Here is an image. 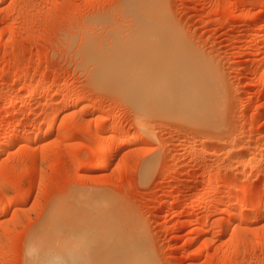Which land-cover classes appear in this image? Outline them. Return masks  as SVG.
<instances>
[{
  "label": "rangeland",
  "instance_id": "374dc122",
  "mask_svg": "<svg viewBox=\"0 0 264 264\" xmlns=\"http://www.w3.org/2000/svg\"><path fill=\"white\" fill-rule=\"evenodd\" d=\"M158 4L152 15L162 23L156 32L161 21L151 20L146 37L138 29L147 31V20L139 24L127 0L0 1V145L14 129H34L48 141L39 146L21 137L0 151V175L30 189L26 202L0 213V264H264V0ZM150 40L175 43L155 50ZM180 48L201 65L210 62L202 66L216 75L212 90L222 105L210 123L158 109L137 115L134 71L182 58ZM118 53L128 58L122 68ZM26 87L47 97L25 102ZM25 108L33 114L21 118ZM43 124L51 131L36 132ZM100 137L119 141L108 152L109 166L93 164ZM230 181L234 187L224 186ZM206 193L209 200L197 207ZM5 195L3 209L18 198ZM85 197H98L97 208ZM241 197L245 212L221 211ZM54 208L67 221L44 223ZM208 219L213 225L202 230Z\"/></svg>",
  "mask_w": 264,
  "mask_h": 264
},
{
  "label": "bare ground",
  "instance_id": "6f19581e",
  "mask_svg": "<svg viewBox=\"0 0 264 264\" xmlns=\"http://www.w3.org/2000/svg\"><path fill=\"white\" fill-rule=\"evenodd\" d=\"M0 1H2V0H0ZM128 1H129V3H130V5H131V7H132V9H133V11H134V14L136 15V18H138V22H139V24H140V18L141 19H145V20H147V21H144V22H142V24L143 25H141V26H143L142 28H144L145 30H147V31H143V29L142 30H140V28L138 29V31L139 32H141V35H148L149 33H147V32H150V30H154V31H156L157 32V30H156V27H157V25H158V23H159V25H161L160 23H162V21L159 19L160 18V16L159 17H157L156 16V19L154 18L155 16L154 15H152V12H153V10L155 9V8H157V4H158V2H160V0H127V3H128ZM238 2V1H237ZM160 5H161V3H160ZM159 4H158V6H160ZM155 10H157V9H155ZM155 12V11H154ZM156 13V12H155ZM156 15V14H155ZM138 16V17H137ZM164 16V15H163ZM152 18V19H151ZM152 20V21H151ZM161 21V22H157L156 23V26H155V24H153V23H151V22H155V21ZM151 21V22H150ZM146 22V23H145ZM152 25V26H151ZM163 25V24H162ZM153 26H155V28L154 29H152L153 28ZM152 27V28H151ZM138 31H137V33H138ZM160 31V29H158V32ZM143 32H146V33H143ZM153 32V31H152ZM143 33V34H142ZM151 33V32H150ZM139 35H140V33H139ZM147 35H146V37H147ZM13 36V35H12ZM150 37V36H149ZM159 39H161V38H159ZM159 39H157V40H155V41H157V42H160V44H163L162 42H164L163 40L164 39H161L160 41H158ZM7 41H9V40H7ZM152 40H150L149 41V43L151 42ZM169 40L167 39L166 40V42H168ZM171 41V40H170ZM147 42H148V40H147ZM171 42H173V41H171ZM174 43L175 42H173V43H171V44H173L174 45ZM151 44H153V45H155L154 46V49L155 50H157L158 49V45H160L159 43H154V41H153V43L151 42L150 43V45L148 44V47L150 48V46H151ZM158 44V45H157ZM170 44V47H168L169 46V43H168V45H166V43L164 44L165 45V47H164V45L162 46V45H160L159 46V48L160 47H163L162 49H164V48H172L173 47V45H171ZM152 45V46H153ZM157 45V46H156ZM151 46V47H152ZM167 46V47H166ZM172 46V47H171ZM146 48V49H149V48ZM155 47H157V48H155ZM167 48V49H168ZM153 49V48H152ZM161 49V48H160ZM185 49V48H184ZM179 50V49H178ZM180 52H181V48H180V50H179ZM177 52V51H176ZM188 52H190V51H188ZM122 53V52H121ZM177 53H179V52H177ZM182 53V52H181ZM185 53V54H184ZM184 53H182V58H179V57H177V56H174L172 59H165V61H163V62H160V61H157L155 64H152V65H155V66H153V67H148V68H144V69H146V70H144V71H139V70H137V71H134V76H135V78H137V83H136V85H135V89H137L138 90V92H139V95H138V97L136 98V100H135V103H134V106L136 107V110L138 109L139 111H138V113H137V115L139 114V112H140V114H139V117L141 116V115H145V113H146V111H153L154 109H158V110H162V111H166V112H168V111H174V112H176L177 114H179V115H181V116H185V117H187V118H189V119H192L193 121H196V122H198V124H199V122H205V123H210L212 120H213V118L215 117V113L216 112H218L219 113V109H221V108H218V107H220L221 105H222V101L220 102V103H218L219 101L217 100V98L216 97H214V95H215V93H213L214 91V82H212L213 80H216L214 77L216 76L215 74H214V76L212 75V74H208V72H210V70L208 69L207 70V67H209V63H207L206 61H204V59L202 60L204 63L202 64V65H204V64H208V66L206 67V69H205V67L204 66H202L201 64H200V57L199 56H197V57H199V61L197 62L196 60H195V57H196V55H195V57L193 58V56H191L190 54H186V52H184ZM190 53H192V52H190ZM202 59V58H201ZM108 61H109V63L110 62H115L116 64H118L121 68L125 65V63H127V61H128V58H126V54H120V53H118V55H116V59H114L115 61H111V59H107ZM199 63V64H198ZM202 63V62H201ZM206 64V65H207ZM200 65L202 66V67H200ZM205 65V66H206ZM151 66V65H150ZM158 67V68H157ZM211 67V66H210ZM157 68V69H156ZM205 70H204V69ZM212 68V67H211ZM207 70V71H206ZM213 71H214V69H213ZM216 71V70H215ZM15 72H16V70H15ZM14 72V73H15ZM212 72V71H211ZM217 72V71H216ZM213 73V72H212ZM18 75H20V76H22L21 74L22 73H17ZM16 74V75H17ZM24 74V73H23ZM27 75V74H26ZM210 75H212V77L210 76ZM19 76V77H20ZM24 77H25V75H24ZM23 77V78H24ZM39 78V77H38ZM214 78V79H213ZM217 78V77H216ZM47 79V78H46ZM38 80V79H37ZM41 81H42V83H44V81H46L45 80V78L43 79V78H39V82H40V84H41ZM70 81V80H69ZM217 81V80H216ZM47 82H48V80H47ZM71 82V81H70ZM211 82V83H210ZM34 83V82H33ZM69 83V82H68ZM216 85V84H215ZM32 87V86H31ZM31 87H26V89H25V91L23 92V97L25 98L24 99V101L25 102H28L32 97H34L33 98V100H35V98L36 99H40L41 100V98H44L45 96L47 97V93H45V92H41V93H36L35 92V90H34V88H31ZM62 87V86H61ZM61 87H57V88H55V90L53 91L54 93H53V95L54 94H57L58 93V91L61 89ZM43 89V88H42ZM213 89V90H212ZM37 91V90H36ZM60 92V91H59ZM217 92V91H216ZM83 94V93H82ZM49 95V94H48ZM51 95V94H50ZM50 95H49V97H50ZM84 95V94H83ZM219 95V94H218ZM80 96V94H77L76 95V97L74 98L75 99V101L77 102V100L80 98L79 97ZM215 96H217V95H215ZM220 96V95H219ZM45 97V98H46ZM20 98V96H18V95H11L10 97H9V99L11 100V101H18L19 102V100H21V99H19ZM51 98V97H50ZM55 98V96L53 97V99ZM81 98H82V96H81ZM82 99H84V97L82 98ZM220 99V98H219ZM23 100V99H22ZM32 101V100H31ZM30 101V102H31ZM75 101H73V102H75ZM78 101H80V100H78ZM22 102V101H21ZM29 102V103H30ZM33 102V101H32ZM31 102V103H32ZM25 104V103H24ZM90 104V106H91V103H89ZM219 105V106H218ZM89 106V107H90ZM88 107V106H87ZM30 108V107H29ZM34 109V108H33ZM38 110V109H37ZM35 112V111H34ZM37 112H35V114H36ZM19 116L21 117V118H24V117H28L29 115H32L33 114V112L32 111H30V110H26V108L25 109H23V110H20L19 111ZM38 114V113H37ZM220 114V113H219ZM218 115V114H217ZM103 116V115H102ZM138 117V116H137ZM138 117V118H139ZM20 118V119H21ZM49 119H48V123L49 124H52L51 122H53L55 119H57V114L56 113H53L52 115L50 114L49 115V117H48ZM141 118V117H140ZM217 118V117H216ZM220 118V117H219ZM138 120V119H137ZM140 121H142V119L141 120H139V122ZM214 121V120H213ZM215 121H219V120H216L215 119ZM46 123H47V121H46ZM40 124V123H39ZM141 125H144L143 123H140ZM214 124H215V122H214ZM212 125H213V123H212ZM47 126V127H46ZM111 126V125H110ZM109 126V127H110ZM113 126V125H112ZM209 126L211 127V125L209 124ZM215 126V125H214ZM51 126H49V125H45V127H44V124L43 125H38L37 127H36V132H43V130H44V132L45 133H48V132H50L51 131V128H50ZM109 127L107 128V130L109 129ZM113 129H114V126L112 127ZM55 130V129H54ZM59 131H61L60 129H58ZM112 130V129H111ZM34 131V129L32 130V131H28V130H24V129H14L13 130V133H12V135H10V136H8V137H4L5 139H4V141H1L2 143H1V145H0V151H5V150H7L9 147H12V145H14L16 142H17V140L18 139H20L21 137L25 140L24 142H26V141H28L29 143L32 141V140H34V141H36V142H38L39 143V146L40 145H44L45 146V144L48 142H46V139H41V138H39V136H38V134L36 133H34L33 132ZM63 131H65V130H63ZM71 131V130H70ZM69 131V132H70ZM152 131V130H151ZM43 132V133H44ZM58 132V131H57ZM68 132V131H67ZM67 132H65V133H67ZM68 132V133H69ZM110 132V131H109ZM149 132V131H148ZM149 133H151V132H149ZM154 133V132H153ZM42 135V134H41ZM46 135V134H45ZM64 135H68V134H64ZM150 135H152V134H150ZM70 136H72V134H71V132L69 133V135L67 136V137H70ZM66 137V136H65ZM153 137V136H152ZM114 138V137H113ZM116 138V137H115ZM112 139V140H109L108 139V141L105 139V138H102L101 139V137H100V140H97V142H99V143H97V144H95L94 145V147H93V157H95L96 159L94 160V165L95 166H98V167H100V165L102 166V165H106V166H109V165H107V164H110V162H111V158H112V154L110 155L108 152H109V150L111 149V148H113V147H115V145L117 144V142H119V141H117V138L116 139ZM119 139V138H118ZM121 141V140H120ZM20 142V141H19ZM17 144H18V142H17ZM24 145H26V144H24ZM29 145V144H28ZM24 147V146H23ZM25 149H27V148H25ZM28 149H29V147H28ZM31 150V149H30ZM36 150V149H35ZM29 151V150H28ZM104 152L103 154H102V157L100 156V152ZM22 152V151H21ZM35 152V151H34ZM262 152V151H261ZM2 154V153H1ZM20 154V153H19ZM45 154V153H44ZM39 157V156H38ZM29 158H31V162L34 160L35 161V156L32 154V153H29L28 152V154L26 155V160H28ZM25 159V158H24ZM47 159V158H46ZM45 159V160H46ZM113 159V158H112ZM153 159V158H152ZM151 159V160H152ZM252 160V159H251ZM15 161V160H14ZM29 161V160H28ZM27 161V162H28ZM12 162V161H11ZM17 162V161H16ZM25 162V161H24ZM23 162V163H24ZM26 162V163H27ZM13 163V162H12ZM79 163H81V162H79ZM31 164V163H30ZM32 164H33V162H32ZM82 165H83V163H81ZM92 164V165H93ZM154 159L150 162L149 161V164L147 163V168H152L153 166H154ZM81 165V166H82ZM242 166H243V164H241ZM246 165V164H245ZM19 166V165H18ZM30 166V165H29ZM78 166V165H77ZM77 166H76V168H77ZM80 166V167H81ZM84 166V165H83ZM82 166V167H83ZM105 166V167H106ZM165 168H167V166L165 167ZM26 171V170H25ZM9 172V171H8ZM15 172H18V171H16L15 170ZM29 172V171H28ZM38 172H39V170H38ZM3 174V173H2ZM12 174V173H11ZM19 174H21L20 172H19ZM13 176H14V174H13ZM12 176V177H13ZM8 177V176H7ZM6 176H4V175H0V186L3 188L4 187V189H0L1 191H3V193H0V200L1 199H3L4 197H7L5 194H7L8 192H14V193H17L18 194V198H15V199H11V200H9L6 204H5V206H4V209L2 208L3 206H1L2 204H0V213L2 212H7L8 211V209L12 206L13 207V204L15 203V202H18V201H20V202H26V200H27V198L29 197V194H30V189H26V190H23L22 188L23 187H21V185H19L18 183H16V182H14L13 180L14 179H9V178H7ZM21 177H23V175L21 176ZM21 177H20V179H21ZM24 179V178H23ZM217 179H218V176L216 175V174H214V175H211L210 176V179H208V182H209V186L210 187H213L215 184H216V181H217ZM43 180V179H42ZM32 185V184H31ZM207 185H208V183H207ZM231 185V186H230ZM232 185H233V187L235 186L234 184H233V182L231 183V181L230 182H227L226 183V185H224V186H230V187H232ZM208 186V187H209ZM32 187V186H31ZM39 187V186H38ZM209 187V188H210ZM227 187H225V188H227ZM224 188V187H223ZM7 189V190H6ZM230 189V188H229ZM243 190H245V188L243 189H239V195H244V197L246 196L245 194H244V192L245 191H243ZM208 191V190H207ZM209 193V192H208ZM208 193H206V194H201V196L199 197L200 199H199V201H200V203H198V205H197V207L199 206V205H201L202 206V203L203 202H205L206 201V199H207V194ZM238 193H237V195H238ZM246 194H247V191H246ZM5 195V196H4ZM220 195V194H219ZM238 195V196H239ZM94 196V195H93ZM216 196V195H215ZM238 196H234V198L233 199H236V198H238L239 199V197ZM210 197V196H209ZM236 197V198H235ZM243 197V196H242ZM242 197H241V199L240 200H247L246 198H243L242 199ZM247 197H248V194H247ZM231 198V197H230ZM81 199V198H80ZM217 199V198H216ZM219 199V198H218ZM217 199V200H218ZM232 198H231V201L233 200ZM207 200H209V199H207ZM230 200V199H229ZM239 200V201H240ZM243 201L242 203L240 202V203H238V204H236V205H233V204H231V203H229V202H227L226 204H224V205H222V207L220 208L221 209V211L223 212V213H227L228 212V214H229V211H237V210H239V211H241V212H243L244 211V209H245V207L247 208V201ZM212 201L215 203V198H212ZM211 201V202H212ZM250 201V200H249ZM82 202L84 203V204H86V206H88L90 209L91 208H97V206H98V204H99V200H98V197L96 198V197H88V199H87V197H85L84 199H82ZM2 203V202H1ZM249 203H251V201L249 202ZM252 203H253V200H252ZM251 203V204H252ZM96 204H97V206H96ZM205 204V203H204ZM254 205V207L256 206V202H255V204H253ZM258 205V204H257ZM260 205V204H259ZM200 206V207H201ZM252 206V205H251ZM261 206V205H260ZM260 206H258V208H260ZM83 207H85V206H83ZM196 207V206H195ZM262 207V206H261ZM99 208V207H98ZM257 208V209H258ZM55 209V208H54ZM52 209V210H49V213H51V214H47L48 216L47 217H45L44 219H43V222L44 223H46V224H52V223H58V222H60L61 220H66V219H64L63 218V215L64 214H61V213H59V211L61 212V210H59V211H57V209ZM249 209V208H248ZM88 210V209H87ZM92 210V209H91ZM98 210V209H97ZM253 210V209H252ZM255 210V209H254ZM261 210V209H260ZM51 211V212H50ZM94 211V210H93ZM239 211H238V213H236V212H234L231 216H230V219H231V222H230V224L231 225H233V226H236L237 225V216L239 215V214H241V213H239ZM256 211V210H255ZM245 212V211H244ZM104 213V212H103ZM4 214V213H3ZM2 214V215H3ZM100 214V213H99ZM99 214H96L95 216V218H96V220H98L99 222H101L102 223V221H105L106 222V218L104 217V215H102L103 217H98V219H97V215L99 216ZM20 215V214H19ZM6 216V215H5ZM91 216V215H90ZM245 216H246V214H245ZM250 216H252V215H250ZM239 217H240V215H239ZM242 217V216H241ZM248 217V216H247ZM67 218V217H66ZM40 219H42V218H40ZM70 219V218H69ZM73 219V218H72ZM90 219H92V217L90 218ZM108 219H109V217H108ZM107 219V220H108ZM211 219V218H210ZM210 219H208L207 220V222H205L204 223V226H202L201 227V229L202 228H204V229H206L208 226H210V223L212 222ZM250 219V218H249ZM252 219V218H251ZM92 220H95L94 219V217H93V219ZM100 220H102V221H100ZM111 220V219H110ZM109 220V221H110ZM67 221V220H66ZM63 222H65V221H63ZM212 224V223H211ZM213 225V224H212ZM211 225V226H212ZM1 226V225H0ZM238 226V225H237ZM245 229V228H244ZM203 230V229H202ZM220 230V229H219ZM221 230H223V229H221ZM247 230V229H246ZM243 231V230H242ZM221 232V231H220ZM4 238V237H3ZM1 241V240H0ZM3 242V241H2ZM225 255H226V253H225ZM227 256V255H226ZM150 257V256H149ZM224 257V256H223Z\"/></svg>",
  "mask_w": 264,
  "mask_h": 264
}]
</instances>
